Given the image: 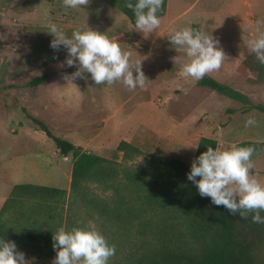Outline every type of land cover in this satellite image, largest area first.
Returning a JSON list of instances; mask_svg holds the SVG:
<instances>
[{"label":"rangeland","instance_id":"374dc122","mask_svg":"<svg viewBox=\"0 0 264 264\" xmlns=\"http://www.w3.org/2000/svg\"><path fill=\"white\" fill-rule=\"evenodd\" d=\"M172 1L182 9L192 0ZM230 1L238 0H224L223 3ZM249 1L251 10L246 23L239 24L235 18H229L220 27V32L213 35L219 40L228 36L245 43L257 30L264 31V0ZM51 23L60 26L68 36L74 29L85 30L89 26L104 31L110 38L117 37L124 50L142 60L146 76L152 79L154 75L149 85L169 80L167 86H149L154 91L145 95L137 93L139 88L129 90L121 82L96 85L90 73L66 80L65 74L76 71L78 66H60L66 49L62 45L57 55L49 46L53 36L46 31ZM216 23L218 21L212 26ZM186 25L199 27L197 23L185 21L172 27ZM171 31L161 34L153 46L141 35L133 40L132 35L139 30L108 0H90L85 8L80 9L65 7L63 0H0V206L15 183L33 182L69 188L71 153L66 156L58 151L54 153L53 141L36 128L27 114L44 120L54 133L79 141L82 149L118 160L122 152L116 147L122 139L143 152L178 157L184 161L192 159L195 152L192 145L201 135L216 138L218 149L240 146L239 143L245 140L262 142L259 152L255 151L252 157V174L264 183V114L250 105H264V77L258 78L255 70H247L246 76L239 74L240 78L234 80L233 87L248 97V104L198 85L178 72L184 53L171 46L167 37ZM121 32H124L125 39ZM161 46L165 49L162 56L158 52ZM150 48L152 51L147 53ZM249 53L246 47L244 56ZM174 56L178 57L176 63L172 59ZM42 73L47 74L43 83L26 85L28 80ZM137 97L141 99L137 100ZM215 98L220 109L212 117L201 114L192 117V104L212 108L209 102ZM138 101L140 105L137 106ZM147 101L148 104H143ZM121 103L123 111L114 112ZM165 107L172 112V118L158 116ZM188 108L185 117H179L181 109ZM126 113H134L136 117L125 118ZM111 114H114L112 119L108 117ZM249 116H254L257 123L245 127ZM123 121L117 132L115 129L111 131L112 125ZM186 128L192 131L186 132ZM17 155L28 162L16 165ZM33 156H38V161H34ZM142 159L143 156L138 157L139 161ZM27 259L29 264H53V260L34 252Z\"/></svg>","mask_w":264,"mask_h":264},{"label":"trees","instance_id":"16d2710c","mask_svg":"<svg viewBox=\"0 0 264 264\" xmlns=\"http://www.w3.org/2000/svg\"><path fill=\"white\" fill-rule=\"evenodd\" d=\"M108 1L134 25L127 0ZM166 2L159 16L165 14ZM242 62L247 70H255L258 78L264 77V64L254 53ZM46 76L36 75L26 85L37 86ZM196 83L248 104L244 93L211 75ZM250 105L264 114V105ZM27 117L60 154L71 153L72 164L68 189L15 183L0 206V238L14 240L26 258L34 252L53 260V233L60 227L92 225L116 246L109 264H264V224L254 223L251 213L241 217L213 204L187 179L195 157L207 145L217 148L216 138L201 135L190 161L143 152L122 139L116 147L122 152L118 160L82 149L54 133L41 118ZM239 144L253 145L258 153L262 142Z\"/></svg>","mask_w":264,"mask_h":264},{"label":"clouds","instance_id":"9594fccd","mask_svg":"<svg viewBox=\"0 0 264 264\" xmlns=\"http://www.w3.org/2000/svg\"><path fill=\"white\" fill-rule=\"evenodd\" d=\"M164 0H127L126 6L133 10L134 28L148 36L160 24L158 15ZM90 0H63L67 8H85ZM53 38L49 46L58 51L63 45L66 55L60 66L72 67L76 71L65 74V79L90 73L96 85L121 82L129 90L145 89L151 81L142 69V60L124 50L116 38H110L104 31L89 26L85 30L74 29L71 36L56 23L47 27ZM177 52L184 58L180 75L199 81L206 74L220 69L225 53L219 38L205 28L186 25L174 29L167 36ZM246 47L264 64V31L257 30L246 41ZM174 63L178 57H172ZM257 123L254 116L245 120V127ZM198 148L199 143L192 145ZM253 145H231L217 149L210 145L192 161L187 179L196 185L199 194L210 197L215 205H223L231 214L247 217L250 213L254 223L264 224V183L253 174ZM52 247L56 251L53 264H109V258L116 254V246L109 243L104 234L95 226L60 227L52 236ZM0 264H29L24 251L19 250L14 240L0 238Z\"/></svg>","mask_w":264,"mask_h":264},{"label":"crops","instance_id":"0c3cea01","mask_svg":"<svg viewBox=\"0 0 264 264\" xmlns=\"http://www.w3.org/2000/svg\"><path fill=\"white\" fill-rule=\"evenodd\" d=\"M177 1H179V0H177ZM212 1H214V0H192V1H190L189 4L185 5L181 9L180 7H177V4L175 5V3L172 0H167L166 12L164 15L160 16L161 17V24H160L159 28L155 32L150 33L148 36H144L141 31H139L138 33L134 32V35H132L131 39L134 40V38H136V36L141 35L145 41H148L149 44H151L153 46L155 44V40L161 34H163V33L167 34L168 31L177 29L178 27L173 28L172 25L183 23V21H185L187 23H197V24H199L198 26L202 27V28L206 27L208 30H212V31H210L212 34L215 33L216 31L220 32V27L229 18H232V17L235 18V22L239 23V24H243V23L247 22L246 17L248 15L249 11L251 10V9H249L251 6L249 0H238L235 2L230 1L229 3H226V4L223 3L224 0H217L216 2H218V3L215 2L213 4H212ZM171 4H172V9L169 10V8L171 7ZM216 21H218V23H216L215 26H212V24ZM128 30H130V28H128ZM112 32L115 35L117 31H115V28H114V30H112ZM120 35L122 38L125 39L124 32H121ZM149 40H151V41H149ZM219 41H220V44L218 46L222 47V49L225 53V58L223 60V63H222V66L220 67V69L215 70L212 73H209L208 75H211V76L217 78L218 80L220 79V81L229 83L230 85L233 86L234 80L236 78H240L239 74H244L246 76L247 68L245 67V65L242 62L243 58L245 57L244 55L246 54V44L242 43L241 41H238L237 39H234V38L228 37V36L224 37L223 39H220ZM164 50L165 49L162 46L158 48V52H159L160 56L163 55ZM151 51H152V48L148 49L147 53H150ZM178 72H180V68H178ZM151 77H152V79H151V82H152L153 78H155V77H154V75ZM168 82H169V80H165V81H163V83H159L157 85H154L153 83H151L149 86H151L152 88H153V86L155 88L165 87V86H167ZM149 86L145 89L139 88L137 93L140 94L141 92H143L145 95H147L150 92L154 91L153 89L150 90ZM137 93H135L134 95H136ZM139 99H141V98L137 97V100H139ZM139 102L140 101L137 102V104H136L137 106L140 105ZM217 102H218V100L216 98H215V101H212L211 103L209 102V104L212 106V108L210 106L208 107L207 105H203V104L202 105H195V106L192 104L191 108H190V110H191L190 112L192 114V117H195L194 115H196V114H201L200 116H204L206 118L212 117V114L215 111H218L220 109L217 105ZM122 103H124V101ZM122 103L120 104V108H118L117 111L115 110L114 112L123 111V110H121L122 109L121 108ZM143 104H148V101L143 103ZM187 111H189V108L184 109V110L181 109V111L179 112L180 114L178 113L179 117H185V112H187ZM234 111H236V110H234ZM134 113H132V114L126 113L125 118L131 119V118L136 117ZM114 114H111V116H108V117H111V119H112L114 117ZM171 114H172V112H170V110L168 111V108L165 107V108H162V111L158 114V116L160 118H172ZM122 124H124V121L120 124L115 123L114 125L111 126V131L113 132V130L115 129V132H117L116 130L120 129ZM148 127L150 128V126H148ZM206 128H207V124H206ZM185 130H186V132L192 131V130H189V128H186ZM191 133L194 134V132H191ZM206 136H210V135H206ZM198 138L196 139L195 144H197ZM72 141L75 142L76 144L80 145L79 141H74V140H72ZM195 149L196 148H194V150ZM217 149H218V146H217ZM56 152H57V149L54 146V153H56ZM39 153L41 154L42 150H40ZM38 158H39L38 156H33L34 161H38ZM23 161L28 162L25 158H21L20 155H17L15 157L16 165L20 162H23ZM31 162H32V160H31ZM19 167H22L23 169H25L23 166H19ZM20 175L24 176L23 173H20ZM31 183H33V182H31ZM49 186H51V185H49ZM56 187H58V186H56ZM61 188H63V187H61Z\"/></svg>","mask_w":264,"mask_h":264}]
</instances>
